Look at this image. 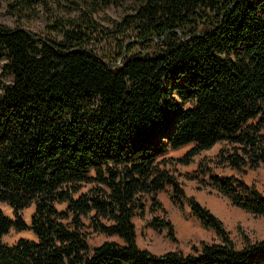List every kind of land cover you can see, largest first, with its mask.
I'll return each instance as SVG.
<instances>
[{"label": "trees", "instance_id": "trees-1", "mask_svg": "<svg viewBox=\"0 0 264 264\" xmlns=\"http://www.w3.org/2000/svg\"><path fill=\"white\" fill-rule=\"evenodd\" d=\"M54 1L89 11L80 22L51 21L61 41L0 24V54L14 78L0 92V202L16 215L0 209V240L12 229L36 236L0 241V264H264V239L245 235L238 244L168 166L223 142L186 178L264 216L263 191L215 172L264 168V0H130L103 53L89 49L103 31L92 14L126 0ZM47 2L14 0L8 9ZM190 144L183 157H167ZM163 191L219 241L187 252L141 247L134 219L149 199L166 213ZM31 204L29 226L20 212ZM149 225L177 241L170 220L154 216ZM89 228L121 242L92 247Z\"/></svg>", "mask_w": 264, "mask_h": 264}, {"label": "rangeland", "instance_id": "rangeland-1", "mask_svg": "<svg viewBox=\"0 0 264 264\" xmlns=\"http://www.w3.org/2000/svg\"><path fill=\"white\" fill-rule=\"evenodd\" d=\"M14 0H0V24L11 28L23 27L39 38L53 39L61 41L64 33L57 32L49 28L51 21H56V17L71 18L80 22L85 13L89 11L83 7L81 10H72L67 4L58 6L54 0H48L46 4L40 3L32 11L23 13H14L8 9V6ZM130 0L121 3H109L100 7L92 14L93 20L100 26L102 32L92 34L89 40V49L98 53L110 50L112 45L111 39L107 37L109 31H114L117 23L120 22L125 13L129 10ZM114 48V47H113ZM8 57L0 54V92L3 91L4 84H10L14 81L13 76L5 71V65ZM94 101H99L94 98ZM224 145L223 142L216 144L209 150H203L193 157L188 165L181 163H169V167L182 182L186 192L189 195L196 196L203 204L207 205L216 215H218L226 224L231 232L232 238L242 244L244 236H248L252 241L264 239V216H254L242 209L234 207L227 197L222 196L212 186H204L196 180H189L185 174L191 173L198 168L199 162L204 158L212 159ZM194 145L190 144L178 150L171 151L167 157H183ZM215 172L223 175H236L249 183H254L261 191L264 192V168L257 170H246L242 174L228 166L215 167ZM164 208L167 210L153 211L152 203L149 199L146 210L135 217L137 230V242L143 248H148L156 253H164L169 250L189 251L193 244L201 241H219L217 234L209 229L204 228L200 222L192 215L190 207L186 204L184 209L176 206L171 198L169 191H163L158 195ZM66 204H59L58 208L64 209ZM0 209L7 215L16 219L14 209L9 205L0 202ZM35 211V204H31L20 212L21 217L30 226L32 215ZM154 216L170 220L174 225L175 236L177 241H172L168 236V230L158 231L149 225ZM89 224V221L86 220ZM89 230V242L92 247L98 246L108 240L120 241L118 236H107L106 234ZM21 238L36 239L31 229L17 230L12 229L7 235L0 240L4 244H14Z\"/></svg>", "mask_w": 264, "mask_h": 264}, {"label": "crops", "instance_id": "crops-1", "mask_svg": "<svg viewBox=\"0 0 264 264\" xmlns=\"http://www.w3.org/2000/svg\"><path fill=\"white\" fill-rule=\"evenodd\" d=\"M171 151H175V150H171ZM171 151H170V152H171ZM168 154H169V153H168Z\"/></svg>", "mask_w": 264, "mask_h": 264}]
</instances>
